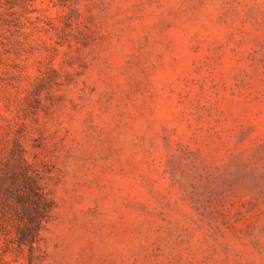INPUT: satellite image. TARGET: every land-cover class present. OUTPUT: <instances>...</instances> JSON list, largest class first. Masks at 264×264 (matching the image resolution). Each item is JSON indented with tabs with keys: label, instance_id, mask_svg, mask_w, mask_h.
<instances>
[{
	"label": "rangeland",
	"instance_id": "obj_1",
	"mask_svg": "<svg viewBox=\"0 0 264 264\" xmlns=\"http://www.w3.org/2000/svg\"><path fill=\"white\" fill-rule=\"evenodd\" d=\"M55 207L0 264H264V0H0V173Z\"/></svg>",
	"mask_w": 264,
	"mask_h": 264
},
{
	"label": "trees",
	"instance_id": "obj_2",
	"mask_svg": "<svg viewBox=\"0 0 264 264\" xmlns=\"http://www.w3.org/2000/svg\"><path fill=\"white\" fill-rule=\"evenodd\" d=\"M54 199L40 175L22 156L0 173V236L33 255L41 232L50 220Z\"/></svg>",
	"mask_w": 264,
	"mask_h": 264
}]
</instances>
